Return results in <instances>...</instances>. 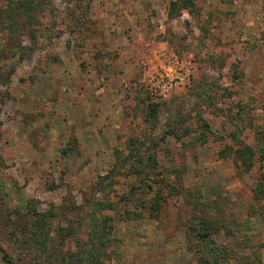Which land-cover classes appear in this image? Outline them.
<instances>
[{
  "label": "rangeland",
  "instance_id": "obj_1",
  "mask_svg": "<svg viewBox=\"0 0 264 264\" xmlns=\"http://www.w3.org/2000/svg\"><path fill=\"white\" fill-rule=\"evenodd\" d=\"M170 1L36 0L0 25V264H199L203 220L218 264H264V165L230 153L264 135V0ZM168 53L189 81L158 97Z\"/></svg>",
  "mask_w": 264,
  "mask_h": 264
},
{
  "label": "trees",
  "instance_id": "obj_2",
  "mask_svg": "<svg viewBox=\"0 0 264 264\" xmlns=\"http://www.w3.org/2000/svg\"><path fill=\"white\" fill-rule=\"evenodd\" d=\"M34 3H36V0H7L5 8L0 9V25L3 30L2 32H5V35L13 34L16 30V24L20 20H22V22L26 21V23H32L35 19L33 13L34 5L32 6ZM191 3L192 0H171L169 2V7L170 10H174L176 8H187ZM8 50L12 51L11 48ZM262 136L263 138H258L260 143L257 146L256 151L248 145L240 142L238 145L239 147L232 149L230 152L234 156V161L239 160V166H242L243 170H247L251 163L253 154L255 153L257 154V158L260 163L264 165V135ZM252 193L255 198L264 199V171L261 175L260 181L252 188ZM203 221H201L199 228L194 226L190 228V234L195 238L198 237L197 240H199V251L202 252V254L198 257L199 264H218L217 259L219 258L221 249L216 247L212 239L207 238V236H209V232H211V224L206 220ZM34 223L41 227L44 226L45 220L43 218V214L35 213ZM92 256L94 260V263L92 264L98 263L95 262L96 253H92Z\"/></svg>",
  "mask_w": 264,
  "mask_h": 264
},
{
  "label": "built area",
  "instance_id": "obj_3",
  "mask_svg": "<svg viewBox=\"0 0 264 264\" xmlns=\"http://www.w3.org/2000/svg\"><path fill=\"white\" fill-rule=\"evenodd\" d=\"M144 81L149 93L164 97L188 83L189 70L174 53H168L145 69Z\"/></svg>",
  "mask_w": 264,
  "mask_h": 264
}]
</instances>
